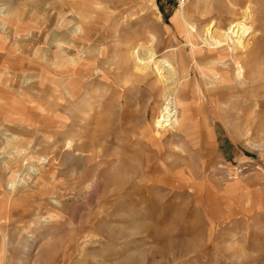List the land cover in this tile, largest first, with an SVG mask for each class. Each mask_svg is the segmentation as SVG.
<instances>
[{"label":"rangeland","instance_id":"1","mask_svg":"<svg viewBox=\"0 0 264 264\" xmlns=\"http://www.w3.org/2000/svg\"><path fill=\"white\" fill-rule=\"evenodd\" d=\"M186 5L203 26L244 20L248 90L240 110L217 109L208 98L203 111L191 62L182 123L160 129L162 93L131 65L137 49L154 43L152 53L167 59L172 47L190 51L185 32L172 27L180 8L173 0H0V264H264V0ZM74 27L80 37L70 47ZM92 46L91 55L106 49L109 79H86L89 94L74 101L81 110L73 130L65 125L71 102L64 85V106L52 102L66 121L59 131L58 113L52 126L36 115L26 125L22 117L35 101L21 100L20 91L31 87L34 100L41 93L42 54L54 50L50 72L70 71L74 60L89 75L100 69L79 52ZM227 70L234 80L237 69ZM14 134L29 142L33 158L12 151L24 147L8 141ZM31 164L39 174L29 176ZM12 178L20 180L14 191Z\"/></svg>","mask_w":264,"mask_h":264},{"label":"bare ground","instance_id":"2","mask_svg":"<svg viewBox=\"0 0 264 264\" xmlns=\"http://www.w3.org/2000/svg\"><path fill=\"white\" fill-rule=\"evenodd\" d=\"M153 7L155 10L154 13L156 14V18L160 19V13L159 12L156 13L158 11L157 5L153 3ZM180 7L181 8L176 11L173 20L179 26V28H181L185 32V34L189 38L191 44V55H192L191 57H189L190 55L185 53V51L180 53L179 55L180 58L178 60L179 62L178 64L180 66L179 67L180 75H177V71L174 70L169 58L167 59L163 56L161 57L155 56L152 53V51L156 49V43H154V45H151L150 47H143L137 49L134 55L135 64L131 65L134 69L136 67L139 68L140 72L143 74L144 77L147 78L148 76H150V78H153L151 83H149L150 88H152V90L157 92L161 91L162 93V103L160 106L161 114L156 121V127L160 129L166 127L167 124H173L177 122H179L180 124L182 123V118L180 116L181 114L179 112V108L182 105L184 97L187 96L186 94L188 93L189 87L191 86L190 84L191 70L189 69V67L191 66V62L192 64L195 62V71L199 72L198 75H195V92H196L195 94L198 95V98H195V103L198 105L200 104V107L202 108L203 111L206 106V98L204 94L205 89L201 93L202 90L200 86L201 83H204L207 92H210L211 94L215 93L217 95L218 100L220 101V105H219L220 109L223 108L228 109L229 107L226 106H230V105L232 109L236 108L240 100L239 96L241 94L245 95L248 90L247 84L244 80L245 78L244 68L242 66L244 65V61L242 60L243 55H241L244 51L245 52L247 51V46H249L246 43V41H244L243 38L244 37L243 33L246 29V24L244 23V20H239V21L237 20L236 23L234 22L235 24L229 26L226 29L219 28L214 24L212 25L206 24L202 31L196 32L193 30L194 22L190 21L186 15L187 10H191V9H189V7H187L186 4ZM203 13H205L204 10H202V15ZM195 29H196V23H195ZM228 46H231L235 50V53H233L231 56L229 54L225 56L221 52L222 47L223 49H228ZM92 48H87L86 50L82 51L81 55L88 57V59L89 57H91L97 60V64H98L97 67L100 70H97L99 73L96 71V74L101 75L99 77L100 81H102L103 79L105 80L108 75H107V71L104 68H106L105 64L109 63V60L105 57L107 55L106 49L103 48L102 51L105 55L100 54L101 48H96V51H92V55H91L89 49L92 50ZM103 57L104 59H102ZM70 63H73L75 65L74 60L70 61ZM257 66L258 65H256V67ZM97 67H95V69H97ZM231 67L237 69L236 72L237 74L234 80H232L231 78H227L226 77L227 75H224V72L229 71L227 69ZM254 75H255L254 77L256 76L262 77V75L258 73ZM107 79H109V76ZM61 85L65 86L66 93L73 91L74 88L77 89V87L79 86L78 81L75 78L71 80H67V79L56 80L55 86L60 87ZM237 89L238 91L241 92L240 94L238 93ZM61 95L56 96V101L63 99ZM78 96H79L78 92L75 91L74 93L72 92L71 95L69 96L68 102H71V109H70L71 115L70 118H68L69 120L67 119V122L65 121L66 122L65 125L67 123H70L71 131L73 130V127L77 124V120H78L77 112L79 113V111L81 110V106L80 105L77 106L78 104L74 103V101L78 98ZM24 97H28V95H25ZM32 101H35V105L28 107L29 108L28 111L22 117L26 125H33L31 120L32 119L31 115L34 114V111L42 112L46 114L45 116L48 119L50 117L52 118L53 115H56V112L54 110H51V108L47 106L45 102L36 99L34 100L33 98L32 100L30 98L27 100V102L29 103L30 102L32 103ZM31 110L32 112H30ZM70 136H72L71 132H70ZM22 142L24 144V147L23 145L21 146L22 150H20L19 154H21L22 158H24L23 160L25 161L26 159L29 160L30 158H33L34 156L31 153H29V151L26 152L25 149V147L28 146L29 142L24 140L23 137H22ZM256 147L259 148L260 146L258 145ZM26 170L29 176L31 174H39L41 171L39 165L37 166L33 164L27 166ZM13 173L14 172H12V174ZM23 179L26 178L24 177ZM19 181H16V179L14 178L8 180L7 183L9 189L14 191V189L18 184L17 182ZM27 181H29V179ZM24 183H26V180L24 181Z\"/></svg>","mask_w":264,"mask_h":264},{"label":"crops","instance_id":"3","mask_svg":"<svg viewBox=\"0 0 264 264\" xmlns=\"http://www.w3.org/2000/svg\"><path fill=\"white\" fill-rule=\"evenodd\" d=\"M191 7V10L190 11H193V12H190L191 14H192V20L194 21V31H196V32H200V31H202L203 29H204V26L201 24V23H198V21H196V16H195V12H198L196 9H194L192 6H190ZM181 8V7H180ZM180 8H177L176 9V11L178 10V9H180ZM176 11L173 13V15L171 16V18H170V21H171V24H172V27H173V29L175 30V31H179V30H181V31H183L181 28H179V26L174 22V17H175V14H176ZM44 13V11L42 12V14ZM195 23H196V29H195ZM38 27V26H37ZM39 30V29H38ZM71 31V33H70V37H68L67 39H68V42L67 43H69V46L70 47H72V45H74V43L76 42V41H78L79 40V37H80V31H79V29H76L75 27L74 28H71L70 29ZM184 32V31H183ZM63 38V36H61V34H56V36H55V43L57 44V48L59 49H61L63 46L62 45H60L61 43L59 42V40H61ZM190 43H188V45H189ZM190 46V51H186V50H183V49H180V47H176V48H174V47H172L173 49L172 50H167V52H169V51H172V53L170 54V56H169V58H170V62H171V64H172V66H173V68H174V70H176L177 71V75H180V72H179V62H178V60H179V58H180V53L181 52H186L188 55H190L189 57H191L192 55H191V44L189 45ZM93 47V46H92ZM92 47H89V48H92ZM97 48H101V52H100V54L101 55H105L102 51H103V48L104 47H97ZM59 49V50H60ZM87 48L86 47H80V54L82 53V51H84V50H86ZM178 51V52H177ZM47 54H48V56H50V55H54V50L53 51H51L50 50V52H49V50H48V52L47 51H45L43 54H42V57H41V60H37V61H39V65H40V62H41V65H42V72H40L39 74H38V77H39V81H38V85L39 86H41L42 87V89H41V93H39L38 92V95H37V99L36 100H41V101H43V102H45V104L47 105V106H49L50 108H53L52 110H54V103H52L53 102V100L54 99H56V96H58V95H61L62 94V91L60 90V87H57V86H55V82H56V80H60V79H67V80H71V79H73V78H75L77 81H78V84H79V86L77 87V89H75L74 88V90L73 91H71V92H68V93H66V94H68L69 96L71 95V93L73 92L74 93V91L75 92H78V97H80V96H82L83 94L85 95V94H89L88 92H89V88L90 87H88V88H86L84 85H85V83H86V78H92V79H96V81H100L99 80V77L101 76L100 74H96V72L95 71H93V69H92V71L89 73V75H87L86 73H81V71H82V69H80V68H76V66L75 65H73V68L72 69H70V71H67V72H60V73H54L53 71L52 72H50L49 70H52L51 68H50V65H49V57L47 56ZM93 59V58H92ZM192 59V58H191ZM193 60V59H192ZM93 61H94V65H95V67H97L98 66V64H96L97 63V60L96 59H93ZM194 61V60H193ZM53 63V65L55 66V63L54 62H52ZM257 64H258V61H257ZM94 67V68H95ZM98 68V67H97ZM257 68H259V65L257 66ZM65 74V75H64ZM37 76V75H36ZM88 76V77H87ZM85 83H84V82ZM82 84V85H81ZM87 84V83H86ZM81 85V86H80ZM43 86L46 88L47 87V90L46 91H44V88H43ZM31 87H28L27 86V88L25 89H23L22 91H20V97H21V100H23V101H25V102H27V100L30 98L31 100H32V96H34V95H32V94H30L28 91H30L31 89H30ZM33 89H35L34 87H32ZM30 89V90H29ZM81 89V90H80ZM36 90V89H35ZM78 90V91H77ZM237 91H238V89H237ZM208 93V95H209V97H207L206 96V93H205V91H204V94H205V98H206V106H208V98L209 99H211V100H214V102L216 103V108L217 109H220L219 107V105H220V101L218 100V97H217V95L214 93V94H211L210 92H207ZM238 93L240 94L241 92L240 91H238ZM25 95H28V97H24ZM62 96V95H61ZM43 97V98H42ZM187 97H189V96H186V97H184V99H183V101L184 102H186V98ZM25 98V99H24ZM243 99H245V98H241L240 100H239V102H238V104H237V107L235 108V109H237V110H240V109H238V105L239 104H241V102L243 101ZM57 101H59V100H57ZM60 102V101H59ZM61 103V106H60V108L61 107H63L64 105H63V103L62 102H60ZM49 104V105H48ZM198 105V104H197ZM199 106V109H201L202 110V108L200 107V104L198 105ZM205 106V108L207 109V107ZM60 108H58V109H56L55 108V112L56 113H58V117L56 118L57 120L58 119H60L59 121H56V123L58 124V126H56V125H53L55 128H56V130H58V128H61V126H63L64 124L63 123H65V119L63 120V119H61V113L59 112V109ZM69 110H70V108H69ZM63 114V113H62ZM34 115H36V116H39L40 118H42V124L45 126V125H48V126H52L51 124H50V122H49V119H52L51 117L48 119L45 115L46 114H44V113H41V112H35L34 111V114H32L31 115V120H32V123L34 124V123H36V122H34L35 121V119H34ZM63 117V116H62ZM64 118V117H63ZM46 119H48V120H46ZM203 119H205V116L203 117ZM227 120H229L228 118H227ZM61 121V122H60ZM206 122H208V120L206 121ZM48 123V124H47ZM20 125V124H19ZM60 125V126H59ZM22 126H24V125H22ZM59 131V130H58ZM7 134V133H6ZM19 137V138H18ZM13 141L14 143L15 142H19V146H21L22 144H23V142H22V137H20V135H12L11 137H10V139L8 140V141ZM21 144V145H20ZM11 147V149H12V151L15 153V154H17V156H19V157H22L20 154H19V151L16 149V147L14 148V147H12V145L10 146ZM1 153V152H0ZM1 157V156H0ZM1 158H3L4 159V157L2 156ZM6 164H7V160H5L4 161Z\"/></svg>","mask_w":264,"mask_h":264},{"label":"built area","instance_id":"4","mask_svg":"<svg viewBox=\"0 0 264 264\" xmlns=\"http://www.w3.org/2000/svg\"><path fill=\"white\" fill-rule=\"evenodd\" d=\"M178 7L187 4L190 0H173Z\"/></svg>","mask_w":264,"mask_h":264}]
</instances>
